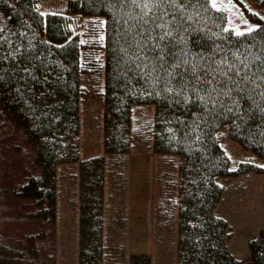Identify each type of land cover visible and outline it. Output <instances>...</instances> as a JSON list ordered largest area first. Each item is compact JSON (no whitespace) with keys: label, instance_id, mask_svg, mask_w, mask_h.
Returning <instances> with one entry per match:
<instances>
[{"label":"trees","instance_id":"1","mask_svg":"<svg viewBox=\"0 0 264 264\" xmlns=\"http://www.w3.org/2000/svg\"><path fill=\"white\" fill-rule=\"evenodd\" d=\"M63 5L0 0V264H58L61 211L77 264H153L122 249L133 150L157 156L155 238L174 264H264V225L237 257L218 211L227 179L264 172L231 167L221 143L226 128L264 159V15L245 6L256 25L237 29L213 0ZM98 98L100 124L85 132Z\"/></svg>","mask_w":264,"mask_h":264},{"label":"rangeland","instance_id":"2","mask_svg":"<svg viewBox=\"0 0 264 264\" xmlns=\"http://www.w3.org/2000/svg\"><path fill=\"white\" fill-rule=\"evenodd\" d=\"M65 0H43L45 9L62 11ZM216 5L225 6L230 19L237 29H246L256 25L244 12V7L259 11L264 15V0H213ZM101 101L98 98L92 101L81 115L82 127L85 132L100 124ZM143 111L148 118L152 111L144 107ZM221 143L230 156V166L236 167L243 159H248L264 165V159L253 157L251 153L243 150L239 144L230 137L226 128L221 131ZM95 153H97L96 149ZM126 166L129 175L124 195H117L118 203L122 199V209L125 211L126 225L122 234L124 252L146 251L153 255V264H174L170 243L165 246L168 252H163V244L156 241L154 228V202L155 179L157 172V156L140 150H133L127 155ZM245 161V160H244ZM229 190L223 201L218 205L219 212L229 216L230 230L228 243L237 257L245 256L249 251V240L264 225V172H248L225 181ZM240 184V190L234 189ZM122 196V198H121ZM121 198V199H120ZM60 206L69 205L70 199L60 198ZM64 213H66L64 211ZM59 253L58 264H77L75 258L77 249V227L72 228L71 216H63L59 212ZM65 222V223H64ZM64 223L67 228L64 229ZM69 226V227H68ZM166 241L170 242L167 239ZM166 254V255H165ZM165 255V256H163ZM172 256V257H171Z\"/></svg>","mask_w":264,"mask_h":264}]
</instances>
